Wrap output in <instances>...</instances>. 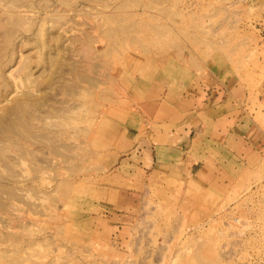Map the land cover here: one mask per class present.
I'll return each instance as SVG.
<instances>
[{
  "label": "rangeland",
  "instance_id": "rangeland-1",
  "mask_svg": "<svg viewBox=\"0 0 264 264\" xmlns=\"http://www.w3.org/2000/svg\"><path fill=\"white\" fill-rule=\"evenodd\" d=\"M0 264H264V0H0Z\"/></svg>",
  "mask_w": 264,
  "mask_h": 264
},
{
  "label": "crops",
  "instance_id": "crops-1",
  "mask_svg": "<svg viewBox=\"0 0 264 264\" xmlns=\"http://www.w3.org/2000/svg\"><path fill=\"white\" fill-rule=\"evenodd\" d=\"M217 88L219 89V87H217ZM207 102H208V99H207ZM232 118L233 117L229 118L228 120L232 121L233 120ZM215 121H217L216 118H215ZM236 127H237V125H236ZM187 130L190 131L189 128L186 126V128L184 127V130H183V133L182 134L181 133H178L177 134V141L178 140H181V138L183 139L184 136L188 135L186 133ZM229 130L230 131L227 132V134H226L225 137L227 139L228 137L232 136L231 137L232 138L231 144H234V150H235V153L234 154H238V153L240 154L239 151H243L246 148H249L250 149V147L247 145L248 144L246 142L247 137L245 135H242L239 132H236V128H229ZM170 134H172V132ZM173 136H175V135H173ZM239 145H241L242 150L239 149ZM177 147L178 146H176L174 144H167V146H166L165 143L164 144H161V148H163L165 150H168V152H171L172 150H179V149H177Z\"/></svg>",
  "mask_w": 264,
  "mask_h": 264
}]
</instances>
